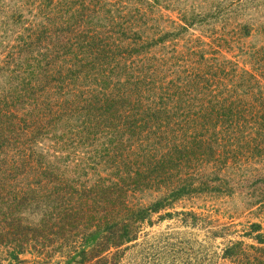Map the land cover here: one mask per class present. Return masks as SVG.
<instances>
[{
	"label": "trees",
	"instance_id": "1",
	"mask_svg": "<svg viewBox=\"0 0 264 264\" xmlns=\"http://www.w3.org/2000/svg\"><path fill=\"white\" fill-rule=\"evenodd\" d=\"M167 9L0 5V264H121L182 201L264 190V27L254 45L232 17L197 37L203 14ZM222 259L264 264V249Z\"/></svg>",
	"mask_w": 264,
	"mask_h": 264
},
{
	"label": "rangeland",
	"instance_id": "2",
	"mask_svg": "<svg viewBox=\"0 0 264 264\" xmlns=\"http://www.w3.org/2000/svg\"><path fill=\"white\" fill-rule=\"evenodd\" d=\"M3 1L0 0V5ZM158 4L168 8L163 14L174 21L179 20L178 13L186 8L203 14L200 17L207 23L197 24L196 31L190 30L197 37L222 27V20L232 17L237 23L253 26L254 32L248 39L250 45L261 40L258 33L264 27V0H158ZM3 18H6L5 10L0 11V22ZM236 26L227 28L232 30ZM253 181L243 180L242 185L231 187L234 191L228 196L227 192H221L184 200L171 211L172 218L159 220L155 216L154 225L146 226L140 239L122 256L121 264H230L222 255L232 243L243 242L246 247L264 249L254 240L257 234L249 235L253 224H259L262 227L259 234L264 235V190L259 185L258 189L255 184L252 186ZM191 212L195 217L186 214Z\"/></svg>",
	"mask_w": 264,
	"mask_h": 264
}]
</instances>
